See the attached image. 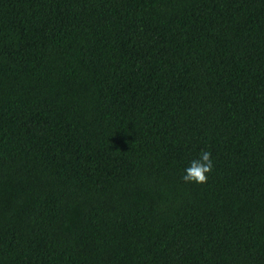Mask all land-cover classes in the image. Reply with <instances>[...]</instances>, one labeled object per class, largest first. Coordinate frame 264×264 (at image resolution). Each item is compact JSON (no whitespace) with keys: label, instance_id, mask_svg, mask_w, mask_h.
<instances>
[{"label":"trees","instance_id":"16d2710c","mask_svg":"<svg viewBox=\"0 0 264 264\" xmlns=\"http://www.w3.org/2000/svg\"><path fill=\"white\" fill-rule=\"evenodd\" d=\"M0 264H264V0H0Z\"/></svg>","mask_w":264,"mask_h":264},{"label":"clouds","instance_id":"9594fccd","mask_svg":"<svg viewBox=\"0 0 264 264\" xmlns=\"http://www.w3.org/2000/svg\"><path fill=\"white\" fill-rule=\"evenodd\" d=\"M214 169L212 153L210 151H201L197 159H193L190 165L185 168L182 180L185 183H207L209 174Z\"/></svg>","mask_w":264,"mask_h":264}]
</instances>
